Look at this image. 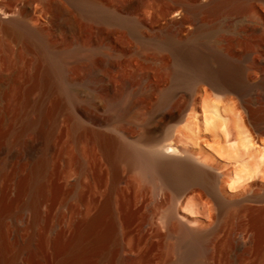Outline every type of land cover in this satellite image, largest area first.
Returning a JSON list of instances; mask_svg holds the SVG:
<instances>
[{"label":"bare ground","instance_id":"obj_1","mask_svg":"<svg viewBox=\"0 0 264 264\" xmlns=\"http://www.w3.org/2000/svg\"><path fill=\"white\" fill-rule=\"evenodd\" d=\"M2 64L0 142L51 158L0 161V264H264V0L0 2Z\"/></svg>","mask_w":264,"mask_h":264},{"label":"rangeland","instance_id":"obj_2","mask_svg":"<svg viewBox=\"0 0 264 264\" xmlns=\"http://www.w3.org/2000/svg\"><path fill=\"white\" fill-rule=\"evenodd\" d=\"M0 2H3L5 4H8L10 0H0ZM15 51H19V46L15 45ZM120 60L116 59V62ZM10 80H16L18 83H20L21 86H26L24 78H20L17 75L13 74V71L7 67L5 64H2L0 66V119L2 120V124L4 125V128L6 131L10 130L11 128H14L16 124L15 121V115L16 113L14 110L7 109V103H6V91L8 90V82ZM123 84L119 80V83L116 86V98L121 97L123 93ZM38 93L34 92L32 95V98L36 100L38 98ZM107 96V95H106ZM103 98V97H102ZM101 97H98V103L101 105L103 104V99ZM13 111V113L11 112ZM199 111V112H198ZM197 116L195 118H192V120H189L191 110L188 111L186 119L182 122L181 128L185 127L184 130H186V133L190 136V139H188L190 142L192 140H196L199 145L195 146V150L203 151V152H213L212 148L208 146V142H213L215 140V137L211 131H207L205 128L204 123V111L202 108V99L198 100V108H197ZM202 119V120H201ZM195 120V121H194ZM194 121V122H193ZM196 125V126H195ZM198 125V126H197ZM64 126L63 121L61 120L58 125V131L61 130ZM158 126L167 128L168 124L165 121L158 122ZM187 126V127H186ZM189 128V129H188ZM192 129V132L189 131ZM199 132V133H198ZM32 141V144L35 145V151L34 154L31 156V154L28 151L22 150L19 146L9 144L6 140H3L0 142V161L5 159L7 156L9 158V155L17 154L16 157L9 159V169L18 167L20 165L29 163L31 161H38L40 158L43 157L44 154L48 155L49 158H51V153L47 152L45 144L43 140L36 138L33 134L30 135L29 138ZM192 139V140H191ZM214 143V142H213ZM29 150V149H28ZM36 156V157H35ZM12 159V160H11ZM30 160V161H29ZM76 178H79V175L72 177V181H75ZM105 187H103V190L105 191ZM74 202V199H69L68 202H59L55 203L54 201L49 200L48 203L42 208V213L46 216V219L48 222L54 221L57 219L60 215H63L67 212V207L69 204ZM160 211H156L154 209V206H151L150 204H145L144 208L141 211V218L143 219H151V217H158L160 214ZM18 226L20 227V230L24 227V223L20 220H18ZM57 224H55L53 232H55L58 229ZM23 232V231H22ZM207 264V263H204Z\"/></svg>","mask_w":264,"mask_h":264}]
</instances>
